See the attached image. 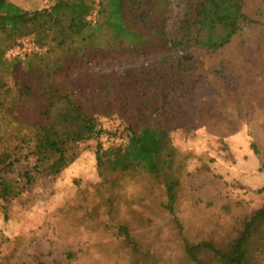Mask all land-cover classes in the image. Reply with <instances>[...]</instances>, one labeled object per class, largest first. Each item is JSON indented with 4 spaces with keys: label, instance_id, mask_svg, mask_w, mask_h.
<instances>
[{
    "label": "rangeland",
    "instance_id": "obj_1",
    "mask_svg": "<svg viewBox=\"0 0 264 264\" xmlns=\"http://www.w3.org/2000/svg\"><path fill=\"white\" fill-rule=\"evenodd\" d=\"M54 1L18 4L33 11L51 7ZM246 12L254 23L230 44L216 53H197L202 84L186 102L191 131L176 129L171 134L185 161L177 174L178 221L164 206L162 180L143 171L110 174L104 180L96 161L98 142L85 141L62 172L51 175L39 169L26 192L0 199V264H192L186 243L211 241L226 247L239 235L244 221L264 207V0H247ZM89 18L93 23L97 18L94 7ZM129 19L141 28L137 11ZM29 28L19 55L67 49L70 38L63 44L49 38L42 46L45 51L36 52L42 35ZM113 54L95 47V66L83 67L80 74L122 73L160 58L119 60ZM7 65L0 61V82L12 90L4 98L10 104L17 92L14 78L20 80L23 72L7 76ZM89 97L100 125L112 132L105 134L107 146L126 144L120 119L106 116L107 106L94 91ZM23 115L12 125L26 132ZM23 167L16 164L8 176L19 178ZM122 225L127 235L119 233ZM247 249L253 257L264 249V218L256 219Z\"/></svg>",
    "mask_w": 264,
    "mask_h": 264
},
{
    "label": "trees",
    "instance_id": "obj_2",
    "mask_svg": "<svg viewBox=\"0 0 264 264\" xmlns=\"http://www.w3.org/2000/svg\"><path fill=\"white\" fill-rule=\"evenodd\" d=\"M246 5L247 0H55L49 8L30 11L0 0V61L10 65L4 69L7 76L18 69L23 72L20 80L14 78L17 92L10 104L4 98L12 90L0 82V199L26 192L39 169L59 174L74 162L80 143L95 140L104 180L110 174L141 171L162 180L164 206L177 222V174L185 161L171 134L176 129L191 131L186 102L202 84L197 53L218 52L254 23ZM93 7L94 23L89 18ZM134 10L139 13L140 29L129 19ZM29 27L42 35L36 44L43 46L49 38L63 44L70 38L67 49L8 57L17 40L27 37ZM95 47L110 50L119 60L160 58L121 71L124 75L80 74L83 67L95 66ZM90 91L107 106L106 116L120 119L126 144L103 147L101 136L112 132L100 125ZM21 113L26 132L12 125ZM4 122L10 126H2ZM19 163L24 165L19 178L8 176ZM259 217L264 218V207L244 221L242 231L226 247L211 241L186 243L187 256L192 264H263L264 249L254 257L247 249ZM119 233L127 235L128 230L122 225Z\"/></svg>",
    "mask_w": 264,
    "mask_h": 264
},
{
    "label": "built area",
    "instance_id": "obj_3",
    "mask_svg": "<svg viewBox=\"0 0 264 264\" xmlns=\"http://www.w3.org/2000/svg\"><path fill=\"white\" fill-rule=\"evenodd\" d=\"M26 46V43L23 41V40H17V42L8 50L7 52V56L8 57H15L17 55L20 54V50L22 48H25ZM35 51L38 52V53H42L43 51H45V48H43L42 46H35ZM101 142H102V145L103 147H107V144H108V138L105 137V135L103 134L101 136Z\"/></svg>",
    "mask_w": 264,
    "mask_h": 264
},
{
    "label": "crops",
    "instance_id": "obj_4",
    "mask_svg": "<svg viewBox=\"0 0 264 264\" xmlns=\"http://www.w3.org/2000/svg\"><path fill=\"white\" fill-rule=\"evenodd\" d=\"M13 2L16 3H21V2H25V3H43V2H51V0H11ZM53 1V0H52ZM55 2V1H54ZM50 7V6H49ZM48 7V8H49Z\"/></svg>",
    "mask_w": 264,
    "mask_h": 264
}]
</instances>
